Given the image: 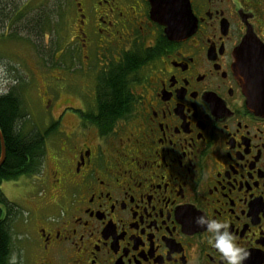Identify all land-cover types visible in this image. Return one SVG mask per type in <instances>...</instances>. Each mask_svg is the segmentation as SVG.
Wrapping results in <instances>:
<instances>
[{
  "label": "flooded vegetation",
  "instance_id": "flooded-vegetation-1",
  "mask_svg": "<svg viewBox=\"0 0 264 264\" xmlns=\"http://www.w3.org/2000/svg\"><path fill=\"white\" fill-rule=\"evenodd\" d=\"M165 1L69 0L56 16L4 0V30L38 36L64 22L70 97L58 119L76 123L53 184L12 215L20 264H222L194 223L201 212L228 222L244 264H264V111L248 106L234 67L244 44L264 55V0H170L177 20L153 16ZM163 21L183 31L169 37ZM117 72L129 98L102 126Z\"/></svg>",
  "mask_w": 264,
  "mask_h": 264
},
{
  "label": "rangeland",
  "instance_id": "rangeland-1",
  "mask_svg": "<svg viewBox=\"0 0 264 264\" xmlns=\"http://www.w3.org/2000/svg\"><path fill=\"white\" fill-rule=\"evenodd\" d=\"M38 1L39 5H54L56 16L63 13L64 3L66 6L70 3L69 0ZM58 5L61 8H58ZM63 23V21L55 20L53 29H48L46 32L39 29L38 36L30 29L18 31L11 27L7 30L0 27V93L7 92L12 86L21 85L24 107L30 114L27 118L32 120L39 129H46L52 121L57 120L61 123L57 132L49 136L46 142L42 171L35 176H22L18 180L2 183L3 193L16 206L29 205L24 201V196L29 198L31 194H39L42 189L41 182L47 185L53 184L55 179L53 171L59 168L58 160L63 153L67 152L63 142L65 133H69L76 126L71 117L58 119V115L63 112L70 97L63 88V79L66 74L63 67L64 61L58 55L66 34ZM13 228L12 254H17L18 264H20L18 237L23 226L21 223H16Z\"/></svg>",
  "mask_w": 264,
  "mask_h": 264
},
{
  "label": "trees",
  "instance_id": "trees-1",
  "mask_svg": "<svg viewBox=\"0 0 264 264\" xmlns=\"http://www.w3.org/2000/svg\"><path fill=\"white\" fill-rule=\"evenodd\" d=\"M6 9L4 0H0V23L1 16L8 11ZM139 64L141 61L135 59L134 68ZM21 87L12 86L7 92L0 93V130L6 146V159L0 167V264H8V258L12 254V215L17 212V206L8 200L1 185L4 181L18 180L22 176L38 175L45 160L46 142L60 126L58 121H53L46 129H39L27 118L30 114L24 107ZM105 89L107 92L100 105L102 126L104 123L111 124L112 119L123 113L129 98L125 92L124 77L120 72H117V77H112Z\"/></svg>",
  "mask_w": 264,
  "mask_h": 264
},
{
  "label": "water",
  "instance_id": "water-1",
  "mask_svg": "<svg viewBox=\"0 0 264 264\" xmlns=\"http://www.w3.org/2000/svg\"><path fill=\"white\" fill-rule=\"evenodd\" d=\"M153 3L152 15L165 14L172 19L177 20L178 11L174 10L171 6L170 0L165 1L166 10L164 12L159 10V5ZM162 5V4H161ZM180 15L182 13L180 12ZM166 24V33L169 37H176L180 35L179 32L183 31L180 27L176 26L170 21H163ZM255 52V54L246 53V44L242 45L235 54V71L239 75L242 83L243 90L247 96L248 106L256 110L264 111V55ZM0 145L1 157L0 167L6 159V146L3 134L0 130Z\"/></svg>",
  "mask_w": 264,
  "mask_h": 264
},
{
  "label": "clouds",
  "instance_id": "clouds-1",
  "mask_svg": "<svg viewBox=\"0 0 264 264\" xmlns=\"http://www.w3.org/2000/svg\"><path fill=\"white\" fill-rule=\"evenodd\" d=\"M194 223L209 233L207 245L218 254L222 264H244L250 252L237 241L226 220L209 217L201 212L194 218ZM8 264H18L16 253L8 258Z\"/></svg>",
  "mask_w": 264,
  "mask_h": 264
}]
</instances>
